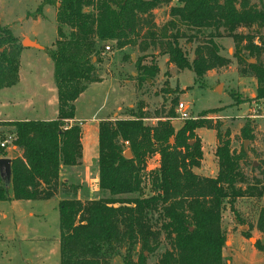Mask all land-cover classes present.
Here are the masks:
<instances>
[{
	"label": "trees",
	"instance_id": "obj_1",
	"mask_svg": "<svg viewBox=\"0 0 264 264\" xmlns=\"http://www.w3.org/2000/svg\"><path fill=\"white\" fill-rule=\"evenodd\" d=\"M176 1L163 26L153 20V11ZM56 5L57 39L46 50L53 63L57 91V116L53 120L0 122L11 128L12 145L21 156L10 161V182L0 173V202L45 201L57 196L62 168L77 167L82 159V128L74 120V103L91 83L99 82L96 44L114 41L118 49L138 47L146 53L159 48L168 63L178 70H190L195 80L207 72L226 67L230 60L219 54L215 39L231 38L233 57L242 75L256 79V98L264 100V3L251 0H43L37 8ZM30 16V14H28ZM241 29H246L243 33ZM255 32H250L253 30ZM199 37L206 42L194 50L189 61L180 39L192 44ZM258 40V42L256 41ZM0 90L18 83L21 44L8 28H0ZM135 62L137 79L153 81L159 67L150 55ZM253 60V63L250 61ZM176 103V100H173ZM148 115L141 105L130 119L98 123V184L108 197L82 202H58L60 264H109L122 256L124 264H147L164 235L170 249L157 264H225L223 249L227 230L222 227L225 204L239 219L237 199L260 198L262 191L245 172L246 150L232 148L229 128L214 122L207 113L183 120L175 129L173 110L146 125ZM67 123L62 126V123ZM215 131L217 175L194 173L201 166L203 152L197 130ZM251 139L247 127L240 129ZM0 131V141L5 139ZM127 143V146L125 144ZM127 149V150H126ZM131 152V158L124 156ZM6 150L0 147V159ZM151 161H155L151 167ZM10 193L12 194L10 196ZM126 196V197H124ZM257 229L264 234V218ZM247 238L249 235L242 233ZM121 248L125 249L124 254ZM259 250L264 253L263 248ZM136 259H133V256Z\"/></svg>",
	"mask_w": 264,
	"mask_h": 264
},
{
	"label": "rangeland",
	"instance_id": "obj_2",
	"mask_svg": "<svg viewBox=\"0 0 264 264\" xmlns=\"http://www.w3.org/2000/svg\"><path fill=\"white\" fill-rule=\"evenodd\" d=\"M251 2L258 5L264 3V0H251ZM42 3L43 0H0V28H8L19 44H22L24 39H33L40 45V48H33L37 50L36 56L32 55V58L24 57L20 60L22 76L29 77L32 71L37 79L46 84L47 89L43 90L41 97L43 101L57 106L53 63L46 51L55 48L54 43L57 39L56 5H44L42 11L37 12V8ZM168 13L169 10L164 7L153 11L154 23L163 26L168 19ZM240 31L247 32L246 29ZM250 32L255 31L253 29ZM258 33L264 34V29ZM205 38L199 37L192 44L180 39V46L190 62L194 59V50L205 44ZM215 42L219 46V54L228 58L230 64L207 72L198 81L190 70H178L175 66H171L168 63V56L159 54L162 51L159 48H150L143 53L137 46L118 49L114 41L96 44L100 61L96 63L94 58L93 63L96 67L95 75L101 85L91 87L74 103L76 117L89 120L84 122L83 127L82 123L76 120L68 124L74 122L80 125L83 132L82 143L85 144L88 135L97 138V132L91 134L89 132L92 125L97 129V124L102 120L130 119L140 105L148 115L144 120L146 125H155L157 116L164 117L173 110L175 118L171 121L172 125L175 129L180 128L183 124V120H180L177 114L180 103L186 105L191 118L206 112L208 118L214 122H222V131L229 128L231 132L232 148L236 151L241 148L246 150L245 172L250 178L255 179L251 181L252 183L260 182L257 188L263 194L260 198L245 197L236 200L234 208L239 219H236L235 214L231 212L229 204H225L222 211V227L229 229L230 232L224 245V263L228 264L227 260H231L232 264H264V253L259 250V248L264 249V234L257 229L260 216L264 218V100L256 98V79L241 74V67L233 57L232 39L222 37L215 39ZM105 46H109L111 50L106 52ZM2 51L3 48L0 49V52ZM152 54L154 61L159 65V74L152 82H141L137 79L135 62L146 55L143 63L149 65ZM262 61L264 63V53ZM250 62L253 63V60ZM26 80L29 81V78ZM36 84L37 82L26 84L27 96H35L30 93L37 87ZM3 98L0 96V104ZM41 98L39 96V99ZM47 111L51 112L50 107H47ZM2 112L4 108L1 109L0 106V122L3 119ZM40 112L37 105L32 103L28 109H20L18 117L47 118L48 115H42ZM91 120L93 122H90ZM62 124L66 126L67 123ZM244 126L250 131L251 139H244L240 135V129ZM1 130L5 131L6 138L11 136L9 134L11 128L0 127ZM198 137L203 152V167L208 174L214 173L217 169L215 143L211 141L208 132H203ZM97 150L96 145L95 150L90 149L88 154L86 151L87 164L83 165L81 162L76 167L69 184L65 183V187H60L55 198L45 201L0 202V264H60L58 201L79 199L87 202L108 197V194L101 191L94 181L98 173L97 159H94ZM151 163V167H154L156 162L151 161ZM244 232L249 235L247 238L242 236ZM167 249H170V246L162 235L158 250L149 256L147 264H157L159 257ZM124 252L125 249L121 248V253ZM133 259H136L135 255ZM109 264H124L122 256L112 258Z\"/></svg>",
	"mask_w": 264,
	"mask_h": 264
},
{
	"label": "crops",
	"instance_id": "obj_3",
	"mask_svg": "<svg viewBox=\"0 0 264 264\" xmlns=\"http://www.w3.org/2000/svg\"><path fill=\"white\" fill-rule=\"evenodd\" d=\"M176 5H177V2L176 1H172L169 5L163 6V7L165 9L167 8L169 10L170 7L176 6ZM31 41H33V39H31ZM33 42H36V41H33ZM32 50H33V52H31ZM36 51L37 50H34L33 48H24L23 47V50H22L21 55H20V60L22 58H24V57H26V59H27V58H32V55L36 56L37 55ZM158 67H159V65H158ZM29 75H30L29 77L22 76V66L20 65L19 66V73H18V76H19L18 83L15 86L11 87V88H6V89L0 90V96L4 97L3 98V102H1V104H0L1 109H2V107L4 108V112H2V114H1V116H3V119H1L2 122L24 121V120H46V121H48V120H53V119L56 118V116H57V106H56V104L53 106L51 103L49 104L48 101L45 102L41 98V97H43V93H42L43 90L47 89L46 86H45L46 84H43L40 79H37L35 77L36 75L32 71H31V73ZM28 78H29V81L26 80ZM36 82H37V84H36L37 87L33 88L34 90H32L31 91L32 93H30V94H33L35 96H31V95L27 96L28 92L26 90V84L28 83V84L31 85L32 83H36ZM96 85H101V83L97 82V83H92L91 85H89L87 87V89L80 95L79 98L83 97L85 95V92H87L91 87L96 86ZM39 96H40L41 99H39ZM23 97H25L26 99L24 100ZM32 103H33V105L36 104L37 107L41 110L40 114L42 113V115H48L47 118H44V117H41L40 119H34V118L33 119H23V117L19 118L18 114H19L20 109H28L29 105H31ZM47 107H50V110H51L50 113L47 111ZM45 112H47V113H45ZM22 115H24V114H22ZM74 120H76L78 122L80 121L82 123V127H83V126H85L84 122L89 120V119H79L75 115ZM90 122H93V121L91 120ZM86 123H88V122H86ZM205 130L206 129H199V130H197V134L200 135L203 132H208L209 133V137L211 138V141H213V143H215V148H216V138H214L215 137V131H213V130L205 131ZM89 132H90V134L92 132H95V133L97 132V135H98V128L96 129V126L92 125L90 127ZM96 140H98L96 138V136L92 137V136L88 135V137H86V143L85 144L82 143L83 151H82L81 162H82L83 165H86L87 164V160H88V156L86 158V151H87V154H88L90 149H92V150L94 149L95 150L96 145H97V148H98V144L96 143ZM19 156H21V150L18 149L17 147L11 145V147L9 146L6 149V157L5 158L9 159L10 161L15 159V158H17V157H19ZM97 157H98V152H97V155H96V152H95L94 159H97ZM76 169H77L76 167H73V168H62V170L60 172L59 180L62 181L63 183H68L69 184V179H70V177H72V174H75ZM216 170L218 171V169H216ZM216 170H214V173L217 174ZM193 171L197 175L204 176V177L214 178L216 176V174L214 175V173L208 174L207 170H205L204 167H203V160H202L201 166L199 168L194 169ZM61 177H63V179H61ZM94 181L98 184V173H96V177H95ZM97 186H99V184ZM95 191H97V189H95ZM11 195L12 194L10 193V196ZM29 215L31 216L32 214H29ZM229 232H230V230L228 229L227 230V236L229 235ZM223 252H224V249H223ZM227 263L228 264H232L231 260H227Z\"/></svg>",
	"mask_w": 264,
	"mask_h": 264
},
{
	"label": "water",
	"instance_id": "obj_4",
	"mask_svg": "<svg viewBox=\"0 0 264 264\" xmlns=\"http://www.w3.org/2000/svg\"><path fill=\"white\" fill-rule=\"evenodd\" d=\"M21 45L24 48H40V46L36 42H33L29 39H24L22 41ZM124 156L129 159V158H131L132 155H131L130 151H126ZM0 173H1V176H2L3 180L5 181V183L9 184L10 173H11L10 160L9 159H7V158L0 159Z\"/></svg>",
	"mask_w": 264,
	"mask_h": 264
},
{
	"label": "built area",
	"instance_id": "obj_5",
	"mask_svg": "<svg viewBox=\"0 0 264 264\" xmlns=\"http://www.w3.org/2000/svg\"><path fill=\"white\" fill-rule=\"evenodd\" d=\"M110 50L111 49L109 46H105L106 52H109ZM177 114H178V117L180 120H187V119L191 118L188 111H187L186 105H184L183 103H180L178 105ZM12 142H13V137L9 136V137L5 138L3 141H0V147L4 148L6 150L9 146L12 145Z\"/></svg>",
	"mask_w": 264,
	"mask_h": 264
}]
</instances>
